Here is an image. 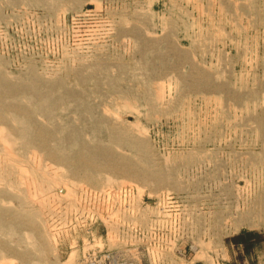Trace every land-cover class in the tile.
Segmentation results:
<instances>
[{
	"label": "rangeland",
	"instance_id": "rangeland-1",
	"mask_svg": "<svg viewBox=\"0 0 264 264\" xmlns=\"http://www.w3.org/2000/svg\"><path fill=\"white\" fill-rule=\"evenodd\" d=\"M243 229L264 0H0V264H264Z\"/></svg>",
	"mask_w": 264,
	"mask_h": 264
},
{
	"label": "trees",
	"instance_id": "trees-1",
	"mask_svg": "<svg viewBox=\"0 0 264 264\" xmlns=\"http://www.w3.org/2000/svg\"><path fill=\"white\" fill-rule=\"evenodd\" d=\"M231 240L244 248L245 252L255 250L264 241V233L254 230L243 229L234 235Z\"/></svg>",
	"mask_w": 264,
	"mask_h": 264
},
{
	"label": "built area",
	"instance_id": "built-area-1",
	"mask_svg": "<svg viewBox=\"0 0 264 264\" xmlns=\"http://www.w3.org/2000/svg\"><path fill=\"white\" fill-rule=\"evenodd\" d=\"M182 255L186 256V252H181ZM101 259L105 260V263L101 261ZM126 262H122V260L117 255H113V253H105L103 256L97 255L95 253L91 254L88 258H86L84 264H134L131 261L125 260Z\"/></svg>",
	"mask_w": 264,
	"mask_h": 264
},
{
	"label": "crops",
	"instance_id": "crops-1",
	"mask_svg": "<svg viewBox=\"0 0 264 264\" xmlns=\"http://www.w3.org/2000/svg\"><path fill=\"white\" fill-rule=\"evenodd\" d=\"M263 251V255L261 256H259V259H260V261H261V257L263 258L264 257V242H262V250H260V251H258V253L259 252H262Z\"/></svg>",
	"mask_w": 264,
	"mask_h": 264
}]
</instances>
